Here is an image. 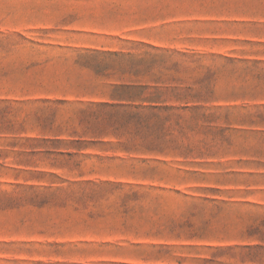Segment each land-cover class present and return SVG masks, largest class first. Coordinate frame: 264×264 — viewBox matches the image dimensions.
I'll return each mask as SVG.
<instances>
[{"label": "rangeland", "instance_id": "obj_1", "mask_svg": "<svg viewBox=\"0 0 264 264\" xmlns=\"http://www.w3.org/2000/svg\"><path fill=\"white\" fill-rule=\"evenodd\" d=\"M0 264H264V0H0Z\"/></svg>", "mask_w": 264, "mask_h": 264}]
</instances>
